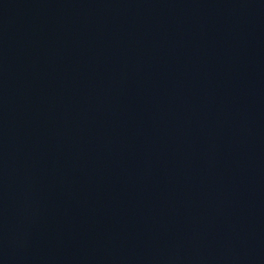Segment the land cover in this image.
<instances>
[{"label": "water", "instance_id": "1", "mask_svg": "<svg viewBox=\"0 0 264 264\" xmlns=\"http://www.w3.org/2000/svg\"><path fill=\"white\" fill-rule=\"evenodd\" d=\"M0 264H264V0H0Z\"/></svg>", "mask_w": 264, "mask_h": 264}]
</instances>
